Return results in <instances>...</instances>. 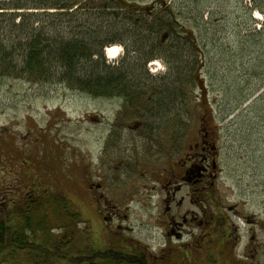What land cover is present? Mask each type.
<instances>
[{"label":"rangeland","instance_id":"obj_1","mask_svg":"<svg viewBox=\"0 0 264 264\" xmlns=\"http://www.w3.org/2000/svg\"><path fill=\"white\" fill-rule=\"evenodd\" d=\"M17 1L33 2L0 0V4L8 7ZM34 1L37 2L29 5L41 0ZM42 1L47 6L0 12H33L27 26L42 28L46 36L55 40L122 41L114 43L121 47V54L115 59H108L104 51L106 63H137L133 68L141 64L135 55L132 59L130 55L126 57L127 45L136 43L127 35V29L135 32L134 28L142 26L141 11H128L127 4L120 0H67L71 4L67 11L72 15L61 18L54 14H61L63 9H48L60 0ZM130 1L162 13L172 6L179 14L176 24L194 30L204 51L198 83L185 90L182 98L175 93L180 81L188 80V71L182 65L189 46L185 44L182 51L177 50L180 68L174 64L169 67L165 61L172 59L169 45L183 42L173 37H164L166 47H155L153 53L157 57L147 62L144 70H127L131 88L142 96L139 103L137 100L125 108L116 96H94L67 85L31 84L25 79L0 77V177H4L0 200L4 196L9 202V198H16L29 188L41 195L44 202L52 199L49 192H62L80 213L87 229L99 238L101 247L112 246L113 242L125 244L119 239L128 235L148 246L152 252L148 264H174L171 246L162 253L158 251L164 246L160 226L163 206L158 197L147 198L149 189L136 188L134 180L126 181L123 152H139L137 161L142 163L151 159L152 152L183 151L189 138L199 139L201 117L209 112L206 114L216 129L223 169L218 193L227 198V205L244 204L241 212L259 211L264 219V0ZM253 2L261 6L263 13L257 8L249 12L243 7L244 4L248 8ZM255 11L262 14V19L254 18ZM128 13L132 14L131 19H127ZM247 16L252 22L246 21ZM17 22H0V47L10 50L24 42L26 33L12 26ZM251 34L255 36L251 38ZM148 46L143 45L141 56ZM154 61L157 65H152ZM234 85L241 92H235ZM235 102H239L237 109ZM135 120L141 125L128 128ZM102 151L112 153L109 160L99 164ZM97 182H102L99 191L90 187ZM98 193L103 195L101 203L97 201ZM111 205L118 208L120 216L104 220L102 217L111 212ZM83 221L77 224L82 226Z\"/></svg>","mask_w":264,"mask_h":264},{"label":"trees","instance_id":"obj_2","mask_svg":"<svg viewBox=\"0 0 264 264\" xmlns=\"http://www.w3.org/2000/svg\"><path fill=\"white\" fill-rule=\"evenodd\" d=\"M113 1L118 3L117 0ZM120 1L127 4L128 11L136 10L144 13L141 18L143 21L141 27L134 28L135 32L127 29V35L134 39L133 43L134 41L136 43L131 47L127 45L126 57L130 55L129 58L132 59L135 55L141 59L139 60L141 64L138 65V68L135 67L136 69L144 70L146 63L157 57V54L153 53L156 46L166 47L168 45L162 42L164 37L179 38L183 41L170 44L172 59L165 58L169 67L174 64L180 68V65L177 64V50L182 51V47L188 44V57L184 59L181 51L178 53L183 58L182 67L185 72L188 71L189 75L186 82L180 81L179 91L175 92L182 98L185 95V90L188 91L189 87L192 88L198 83V76L204 67V51L199 46L194 30L191 27L176 24L179 21V14L174 12L172 6H168L162 13L156 12L154 7L139 5L134 0V2ZM29 2L17 1L8 7L5 4L4 6L0 4V9L26 10L47 6V4L41 3L42 0L33 6H30ZM36 2L33 0L32 3ZM49 7L51 8L48 9H63L61 14H54L61 18L72 15L70 11H67L71 9V4L67 0H60V3L51 4ZM243 7L249 12L257 8L256 10L263 13L257 2H253L248 8L243 4ZM32 13L7 14L3 11L0 12V22L13 23L17 19V24L14 23L12 26L20 28L22 32L26 33L24 42L13 45L10 50L0 47V77L25 79L31 84H54L63 87L67 85L94 96H116L123 105L127 100L132 106L137 100L139 102L142 93L131 88L133 84L132 81H128L130 75L127 71L129 68L135 69L133 66H136L137 63H133L131 66L132 63L129 62L126 66L125 62H122L121 65L116 66L106 63L104 58V47L122 41L111 39L106 42H96L98 41L96 38L90 39V41L76 38L55 40V38L46 36L42 32V28L37 30L27 26V23L30 22L29 18L34 15ZM127 15V19L132 18L131 13ZM246 21L252 22V18L247 16ZM254 36V34L250 35L251 38ZM248 41L251 42V39L249 38ZM146 43L149 46L141 56V48ZM17 50H19L18 55H16ZM124 66L127 67L126 71ZM97 71H100V74H97ZM178 78L181 79V76ZM199 82L202 83L201 80ZM238 89L241 92V88L234 85V91L238 92ZM172 93L170 96H174ZM238 106L239 102H235L234 109H237ZM2 179L4 177H0V187L3 186ZM53 191L48 193L52 199L46 202L32 188L18 193L16 198H9L15 203L3 211L9 220L6 217H1L2 211L0 212V264L138 263L137 260H133V256H127L122 247H119V244L115 245L114 242V247L104 252L94 248L92 231L87 229L84 224L82 226L77 224V222L83 221L80 213L73 208L69 199L62 192ZM30 199H33L34 202L29 207ZM9 216H15V218L17 216L19 220L14 221ZM64 224H66L65 236L59 230ZM13 230L14 232H12ZM142 264H148V260Z\"/></svg>","mask_w":264,"mask_h":264},{"label":"flooded vegetation","instance_id":"obj_3","mask_svg":"<svg viewBox=\"0 0 264 264\" xmlns=\"http://www.w3.org/2000/svg\"><path fill=\"white\" fill-rule=\"evenodd\" d=\"M128 105H131L128 100L124 105L121 103L124 108ZM206 113L209 114L205 112L201 117L199 139L189 138L183 151L152 152L151 159L142 163L137 161L139 152H123L126 155L123 161L125 179L127 182L134 180L136 188L149 189L148 199L159 198L158 203L163 206L160 226L164 246L158 251L162 253L171 246L174 264H264V219L260 217L261 214L259 211L245 214L240 210L244 204L227 205V198L218 193L223 169L216 143V129ZM137 114L136 111V117ZM141 123L135 120L128 128H138ZM103 151L98 157L99 164L111 157L112 152ZM127 161L131 162L128 164ZM132 161L135 164L132 165ZM101 186L102 182H97L90 187L99 191ZM138 191L141 195L145 194V191ZM102 199L103 195L98 193L97 201L101 203ZM141 201L147 203L146 199ZM33 202L30 199L28 206ZM13 205L12 200L8 202L4 196L1 197V217L9 220L3 211ZM110 209L111 212L102 217L104 220L112 221L120 216L115 205H111ZM9 217L14 221L19 220L17 216ZM59 230L66 233V224ZM92 236L94 248L104 252L114 247L113 244L101 247L99 238L94 233ZM110 240L112 242V238ZM119 240L125 244L118 246L127 256H133L137 264H142L151 256L148 246L140 240L128 235Z\"/></svg>","mask_w":264,"mask_h":264},{"label":"bare ground","instance_id":"obj_4","mask_svg":"<svg viewBox=\"0 0 264 264\" xmlns=\"http://www.w3.org/2000/svg\"><path fill=\"white\" fill-rule=\"evenodd\" d=\"M255 15L254 18L256 19H262V14L258 11H255ZM121 54V47L115 44H111L109 46H107L106 48V57L110 60L115 59L117 56H119ZM157 61L152 62V65H157Z\"/></svg>","mask_w":264,"mask_h":264},{"label":"water","instance_id":"obj_5","mask_svg":"<svg viewBox=\"0 0 264 264\" xmlns=\"http://www.w3.org/2000/svg\"><path fill=\"white\" fill-rule=\"evenodd\" d=\"M164 36H165V34H164ZM164 36H163V37H164ZM105 50H106V49H104V51H105Z\"/></svg>","mask_w":264,"mask_h":264}]
</instances>
